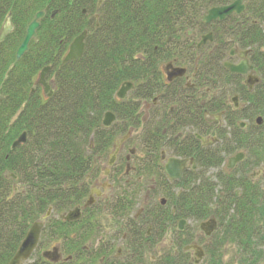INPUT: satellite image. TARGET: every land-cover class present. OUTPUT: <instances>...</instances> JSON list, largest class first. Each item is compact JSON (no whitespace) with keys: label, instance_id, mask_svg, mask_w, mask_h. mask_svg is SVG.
Segmentation results:
<instances>
[{"label":"trees","instance_id":"trees-1","mask_svg":"<svg viewBox=\"0 0 264 264\" xmlns=\"http://www.w3.org/2000/svg\"><path fill=\"white\" fill-rule=\"evenodd\" d=\"M97 1L0 0V30L8 14L11 26L0 42V264L9 262L29 227L49 208L36 251L23 264H195L184 250L193 234L188 227L177 231L176 221L210 218L216 228L199 240L204 256L197 264H264V183L247 174L264 166V0L245 3L248 18L232 15L209 25L202 23L203 15L227 1L104 0L99 9ZM41 10L45 15L36 37L16 61L26 27ZM83 30L82 56L61 66L70 42ZM208 30L213 43L197 50L198 36ZM232 38L240 48H251L250 61L259 76L252 91L222 65ZM169 62L197 68L194 89L182 79L164 82L162 68ZM45 66L52 80L49 97L35 86ZM126 81L133 89L119 100L116 91ZM222 81L236 86L244 105L238 113L221 94L201 105L200 90L214 91ZM155 98L157 104L141 108L143 101ZM203 109L226 110L230 130L221 128L212 147L201 148L192 133L206 128ZM106 111L115 115L108 128L101 124ZM258 116L261 125L231 132L235 120L252 122ZM22 132L25 142L12 149ZM128 132L125 143H132L136 153L130 164L133 181L123 191L115 181L120 192L112 216L117 223L128 217L140 194L139 176L154 178L166 202L146 208L140 220L124 222L128 234L122 258L116 259L110 242L92 248L101 225L91 210L98 205L83 207L78 221L67 222L61 215L84 205L99 164L108 160L115 139ZM163 149L194 154L197 169L185 173L181 182L168 181L159 162ZM236 150L245 151L244 160L233 170L222 168L223 154ZM167 232L171 244L147 256L155 238L161 240ZM52 241L59 242L64 260L41 256Z\"/></svg>","mask_w":264,"mask_h":264},{"label":"flooded vegetation","instance_id":"flooded-vegetation-1","mask_svg":"<svg viewBox=\"0 0 264 264\" xmlns=\"http://www.w3.org/2000/svg\"><path fill=\"white\" fill-rule=\"evenodd\" d=\"M227 1L225 4L223 5H226V4H230L232 3L234 0H225ZM247 1H243V4H244V12H242L241 14H234L232 13L230 16L232 15H235V16H243L245 15V18H248L249 15H247L246 13V8H245V3ZM228 16V17H230ZM228 17H226L225 19H227ZM224 19V20H225ZM222 20V21H224ZM218 21V20H217ZM217 21H212L210 22L209 24L213 23V22H217ZM220 22V21H219ZM241 21H238V23H240ZM209 24H206V25H209ZM208 32H211L212 33V41L211 42H207L205 45L201 46L200 48L202 47H205L207 46L208 44H212L213 43V40H214V34H213V31L212 30H208L206 31L205 33L201 34V35H204ZM191 33H188V35H190ZM195 35V34H193ZM198 36V39L197 41L200 39V36ZM228 53H227V57L226 59L223 61L224 62H230L232 64H237L239 62H241L243 59H246L248 64L251 66V69L247 72V74L245 75H239V74H235V73H230L228 71V69H226L224 66V69L228 72V76H232L233 78H236L237 76H239L241 79V83L243 85L246 86V88L249 90V91H252L253 88L255 87V85L259 82V76L257 75L256 73V70H255V67L254 65L251 63L250 61V55H251V48H240L239 44L237 42L234 41V39H230L228 40ZM197 44V43H196ZM200 48H197V50H199ZM243 52H246L244 55L242 54ZM199 57H197L196 59H198ZM233 58H237V61L236 62H233L232 59ZM222 63V65H223ZM176 66V65H173V67ZM183 67V66H182ZM185 69V72L183 73L182 76H179V77H175L173 78L171 81H168L167 79V76H166V73L165 71L163 70L164 69V66L162 68V75H163V79H164V82L165 83H171L172 81L174 80H183L184 81V85L185 87L187 88H192L194 89L195 88V82H194V79L196 78L197 76V68L196 67H192L191 71L189 68L187 67H183ZM247 75H252V76H255L257 78L256 81H253L252 84H248L247 83ZM48 81V80H47ZM49 83V87L51 89L52 87V83L51 82H48ZM228 83L226 81H222L218 84V89H215L214 91H210L208 88H204L202 90H200V93L198 94V97L200 99V103L201 105H204L206 104V102L210 99L211 96H214V95H217V94H221L225 97V102H227L230 106V109L231 111H233V113H238V111H241L243 109V102L241 101L240 97L238 96L237 93H235V89H236V86L233 84L231 87H233V89L231 91H229L228 93L224 91L225 87H227ZM37 86H40V85H37ZM40 88H42L40 86ZM203 91V92H202ZM205 94V95H204ZM229 95H230V99H229ZM235 98V101H233V99ZM157 98L153 99L152 100V103L148 102V101H143L141 103V108L143 110H147L149 109V107H151L152 105L154 104H157ZM203 114H204V119L206 121V128L201 132V134H199L198 132H192L193 135L195 136V138L199 141L200 143V147L201 148H205V147H212L214 145H216L218 142H219V138H218V135H219V130L222 128L225 132H229L230 128L227 127V123L225 121V116H226V110H218V111H215V112H212V111H207L206 109H203ZM260 117V116H258ZM254 118L252 122H250V120L248 118H244V119H240V120H235V125H234V128H232L231 132H237V129L239 131L242 130V131H245V132H249L251 130V126L255 125V126H259L261 125L262 121L260 124H257L256 122V119L258 118ZM262 119V117H261ZM239 127V128H237ZM130 136V132H128L125 136L123 137H118L115 139L114 141V145L116 143L117 140L119 139H123L122 143L120 144L119 148H118V151L117 153H115V156H114V161L112 163V165H109L108 164V161L111 157V154H113V151H114V145H113V148L111 150V152L109 153V156H108V160L106 161V170L103 171V174L106 178V181H111V183H109V181L107 182V184H103V183H106V182H99L98 180V174L91 180L92 184L89 186V194H88V197L84 203V205L82 207H75L77 209H79V217L75 220H66L64 217L66 216V214L75 209H71L69 211H67L66 213L62 214L61 215V218L67 222H74V221H78L80 219L83 218V209L86 208V207H89V206H96V205H99V203H101L102 201H104L105 198V195L104 193L107 192V190L111 189L112 187H114L115 185V181L117 180L118 182L121 181L122 177L124 176H127L128 173H131V158L136 154L135 153V149L134 148H126L125 149V142L126 140L128 139V137ZM197 136H200L202 137V140H200ZM243 154V157L240 161L236 162L232 168H228V165H229V161H230V158L234 157L235 155L237 154ZM246 154H245V151L244 150H236L234 151L232 154H223V161H222V164H221V167L222 168H226L227 170H233L239 163H241L244 158H245ZM169 158H174V159H179V160H185V164H184V169L181 171V175H180V179H172L170 178L167 173L165 172V169H164V165L165 163L167 162V160ZM159 162L162 166V169H163V173L165 175V178L170 181V182H181L182 179H183V176L185 173H189L190 171H193V170H196L197 169V163H196V157L193 155H188V156H179V155H175L171 152V150H166V149H163L160 151V155H159ZM124 165V167H120L121 165ZM117 166H119V168H115ZM260 173H262V169L261 170H257L256 172H254V174H252V178L253 179H256V176H258ZM154 179V178H153ZM137 180H142L141 179V176L137 177ZM155 180V179H154ZM90 182V183H91ZM140 182V181H138ZM114 184V185H113ZM97 188H100L97 189ZM179 193V192H178ZM162 195V193H161ZM163 196V195H162ZM114 197V196H112ZM90 200L91 203L90 205L88 206H85L86 202ZM162 200L164 201V203H162ZM111 202L110 200H105V203H109ZM160 204L163 206L165 205V202H166V197L163 196L162 198H160L159 200ZM84 207V208H83ZM49 214L46 216V214L42 217V222L45 221L46 218L50 217V214H51V209L49 208ZM172 212H174L175 208L172 207L171 208ZM92 211V214L94 213L93 210ZM90 211V212H91ZM47 213V212H46ZM94 216V215H93ZM111 218H116L114 216H112ZM93 218L91 217V220ZM130 220V218H128ZM141 219V218H140ZM139 219V220H140ZM94 220V219H93ZM127 221L126 217L123 218V219H119L118 223L115 221V225H119V228L118 229H122V228H125L124 225L125 223L121 226V222H130V221ZM179 220H184L185 223H186V220L187 219H178L176 221V230L179 231V232H182L184 229H186L185 226V223H184V226H183V229L182 230H178V227H177V224H178V221ZM210 220V219H208ZM208 220H204V221H201L199 223V225L202 223V222H206ZM43 227H44V222H43ZM42 227V229H43ZM100 227H97V230H100ZM117 229V230H118ZM152 227L150 224H147V231H146V235L149 236L150 235V231H151ZM42 231V230H41ZM41 234V233H40ZM98 234V233H97ZM96 234V235H97ZM96 235L93 237L94 239V243H91L93 244L92 248H96V247H99L102 243H108L110 242L113 247H114V252H113V257L116 258V259H120L122 258V248H123V244H124V240H125V235L124 236H121L119 238L118 241H115L117 239V237L115 236V234H108L104 240H101L102 237H100L97 241L95 240V237ZM102 236V235H100ZM172 238V236H171ZM172 242V239L171 241L169 242L171 244ZM39 243V242H38ZM197 245V246H201L199 243H194V242H191L189 245ZM90 245V244H89ZM38 246V245H37ZM188 246V245H186ZM56 247L58 249V253H59V260L58 261H62L64 260V256L63 253H62V250H61V247L59 244H54L50 247V249ZM185 247V246H184ZM37 248V247H36ZM50 249H45V251L47 250H50ZM36 251V249L33 251V253L31 254V256L34 254V252ZM43 251V250H42ZM41 251V252H42ZM190 252L193 254V250H190ZM193 257V256H192ZM194 258V257H193Z\"/></svg>","mask_w":264,"mask_h":264},{"label":"water","instance_id":"water-1","mask_svg":"<svg viewBox=\"0 0 264 264\" xmlns=\"http://www.w3.org/2000/svg\"><path fill=\"white\" fill-rule=\"evenodd\" d=\"M104 0H98L97 1V9L100 8L101 4ZM243 1L245 0H234L232 3L222 6H214L209 8L206 13L202 17V22L204 24H209L212 21H222L226 17L230 16L232 13L234 14H241L244 12V4ZM250 1V0H247ZM50 0H48V3ZM45 13L43 10L38 11L35 13L33 19L28 23L26 27L25 36L22 39L20 45L18 46L16 52H15V60L18 61L23 54L27 51L28 45L32 38L36 37V31L39 28V21L44 17ZM11 30L10 26V14H8L7 18L5 19L3 26L0 30V42L4 39L5 35ZM87 36V30H83L81 33H79L76 37L73 38V40L70 42L68 49L63 56L61 60V66L70 62L75 61L79 59L84 51V45H85V39ZM212 41V33L209 32L207 34L201 35L199 41L197 42V48H200L201 46L205 45L207 42ZM246 52H243L244 55ZM223 66L228 69L230 73H235L239 75H245L247 72L251 69V66L248 64L246 59H243L241 62L237 64H232L230 62H224ZM49 70L48 66L43 67L40 72L37 81L35 82L36 85H41L43 87L44 93L47 96H50L52 91L50 90L49 84L45 80L46 74ZM164 71L166 73L168 81H171L175 77L182 76L185 72L184 68L180 67H173L171 64H167L164 67ZM257 78L252 75H247V83L252 84L253 81H256ZM133 84L131 82H124L121 84L119 89L116 92V97L120 100H123L127 93L132 90ZM235 101V98L233 99ZM115 121V116L112 112L106 111L103 114L101 124L103 127L108 128L111 126V124ZM262 121L261 117H258L256 119L257 124H260ZM200 140H202V137L197 136ZM26 140V134L22 132L11 144V148H15L16 146L24 143ZM123 139H119L116 141L114 145V151L113 154H111V157L108 161L109 165H112L114 161L115 153H117L118 148L120 144L122 143ZM243 157V154L239 153L235 155L234 157L230 158L228 168H232L233 165L240 161ZM185 160H179L174 158H169L167 162L164 165L165 172L167 175L172 179H180L181 171L184 169ZM91 201L88 200L85 204V206L90 205ZM162 203L164 201L162 200ZM49 214V210L46 213V216ZM79 217V209L75 208L71 211H69L66 216L64 217L66 220H75ZM185 221L179 220L177 227L178 230H182L184 226ZM43 227V223L40 221H35L26 232L23 240L19 244L17 250L13 254V256L10 258L9 262L7 264H22L23 262H26L29 260L31 254L36 249L40 233ZM200 230L206 235L209 236L216 228V222L214 219H210L206 222H202L199 225ZM184 250H193L194 251V257H195V264H197L204 256V251L200 246L197 245H188L184 247ZM42 257L45 259L57 262L59 260V253L58 249L56 247L52 248L51 250L43 251Z\"/></svg>","mask_w":264,"mask_h":264},{"label":"rangeland","instance_id":"rangeland-1","mask_svg":"<svg viewBox=\"0 0 264 264\" xmlns=\"http://www.w3.org/2000/svg\"><path fill=\"white\" fill-rule=\"evenodd\" d=\"M233 62L237 61V58H233L232 59ZM46 79L51 82L52 80L49 79L48 77H46ZM232 85H227V87H225L224 91L225 92H229L233 89V87H231ZM130 92V91H129ZM129 92L127 93V95L129 94ZM126 95V96H127ZM229 99H230V95H229ZM133 132V131H132ZM126 148H133L132 143L131 144H125V149ZM106 162L102 161L99 164L98 167V180L99 182L103 183V184H107L106 178L103 177V171L106 170ZM263 164H260L259 167L255 168V169H250L247 174L248 175H252L254 174V172H256L258 169L261 170L262 169V173H260L258 176H256V179L258 182L260 183H264V166H262ZM214 172V170H210L208 172L209 175H211V173ZM133 181V177L131 175V173H128L127 176H123L121 181L118 183V187H120L122 189V191L125 189V185L127 184V182H131ZM140 181V182H138ZM109 183H111V181H109ZM137 183L140 187V194H138V197L135 196L134 199V206L131 209L129 215L127 218H132L135 220H139L144 211L146 210V208H151L153 206L156 205V203L159 202L160 198H162L163 196L161 195V191L157 188V183L153 178H148V179H142V180H137ZM92 184V182L90 183V185ZM89 185V186H90ZM114 185V184H113ZM135 186V185H133ZM134 188V187H133ZM100 190V188H97ZM120 191H118V189H116L115 185L114 187H112L111 189L107 190V192L104 193L105 198L104 201H102L101 203H99L98 205V209L96 207L93 208V214H94V218L97 221V223H99V225H101V229L98 231V234L95 237V240L97 241L100 237H102L101 240H104V238L108 235V234H115V236L117 237V239L115 241H118L119 238L121 236L126 237V235L128 234L126 228H122L121 230H117L119 228V225H115V219L111 218L112 217V212H113V205H114V200H115V196L117 194H119ZM114 196V197H112ZM110 200L111 202L109 203H105V200ZM116 217V216H114ZM126 218V219H127ZM129 219H127L128 221ZM125 222V221H124ZM124 222H121V226L124 224ZM201 221H192V220H186L185 226L184 227H188L190 232H192L193 234V241L194 243H198L199 240H203V232L199 229V223ZM146 227V226H145ZM152 233V230L150 231ZM149 232V233H150ZM102 235V236H100ZM202 238V239H201ZM156 240H154L155 242L152 243L153 247L148 251L147 256H155V254H159L162 251L165 250L166 245L171 241V233L167 232L165 234V236L159 240L157 237L155 238ZM54 244H59V242L56 241H52L51 243L48 244L47 242V247L43 248V250L50 249V247ZM121 252L123 253V248L121 250ZM192 254V253H191ZM63 256V255H62ZM193 256V254H192Z\"/></svg>","mask_w":264,"mask_h":264}]
</instances>
